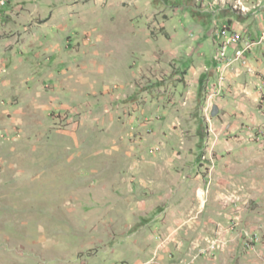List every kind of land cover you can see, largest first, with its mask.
<instances>
[{"label": "rangeland", "instance_id": "rangeland-1", "mask_svg": "<svg viewBox=\"0 0 264 264\" xmlns=\"http://www.w3.org/2000/svg\"><path fill=\"white\" fill-rule=\"evenodd\" d=\"M263 31L264 0L0 4V264H264Z\"/></svg>", "mask_w": 264, "mask_h": 264}, {"label": "built area", "instance_id": "built-area-1", "mask_svg": "<svg viewBox=\"0 0 264 264\" xmlns=\"http://www.w3.org/2000/svg\"><path fill=\"white\" fill-rule=\"evenodd\" d=\"M0 4L4 5L5 0H0ZM218 36L219 38L223 37V41L220 43V46H219V53H218L219 59L226 60L228 49L232 46H237L242 43V35H241V32L237 30H233V32L223 30L221 32L218 31ZM260 42L261 43L264 42V31L262 32V35L260 36ZM250 48H251V45L236 48L235 50H236L237 56L239 57L243 56ZM215 248H216V244L212 246V249H215Z\"/></svg>", "mask_w": 264, "mask_h": 264}]
</instances>
